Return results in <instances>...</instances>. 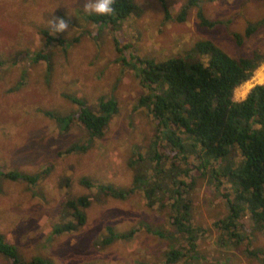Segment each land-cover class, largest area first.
I'll list each match as a JSON object with an SVG mask.
<instances>
[{
  "label": "rangeland",
  "instance_id": "374dc122",
  "mask_svg": "<svg viewBox=\"0 0 264 264\" xmlns=\"http://www.w3.org/2000/svg\"><path fill=\"white\" fill-rule=\"evenodd\" d=\"M163 1L175 16L187 0ZM87 2L0 0V234L20 258L39 256L52 264H162L172 249L185 253L175 264H264V231L247 210L234 234L220 222L229 213L223 193L232 192L231 184L225 178L218 183L194 154L185 160L157 138L149 108L139 104L148 88L136 60L181 55L197 40H210L234 58L264 53V24L245 34L264 18V0H196L184 21L165 19L161 0H134L137 9L116 26L90 21ZM198 7L214 26L200 25ZM53 17L67 20L68 30L51 34L47 24ZM44 30L61 41L46 44ZM39 52L46 57L36 60ZM263 83L264 62L235 89L234 99ZM66 94L84 98L93 110L99 96L118 101L101 137L91 139L77 122L62 129L47 114L76 112ZM13 169L39 180L2 175ZM136 177L149 194L154 191L149 206L145 188L129 192ZM99 185L128 193L107 195ZM80 196L91 197L81 207L85 221L53 234L63 220L77 221L63 205ZM186 199L187 224L196 231L191 248L174 220ZM110 227L115 236L131 230L134 235L105 242ZM0 264L11 263L0 253Z\"/></svg>",
  "mask_w": 264,
  "mask_h": 264
},
{
  "label": "trees",
  "instance_id": "16d2710c",
  "mask_svg": "<svg viewBox=\"0 0 264 264\" xmlns=\"http://www.w3.org/2000/svg\"><path fill=\"white\" fill-rule=\"evenodd\" d=\"M161 1L165 18H170L164 1ZM195 5L196 0H187L172 18L184 21L189 9ZM112 7L115 10L112 16H97L92 13L87 18L95 23L108 22L116 26L137 9L134 0H115ZM196 14L200 25L212 27L216 24L205 18L200 8ZM259 24H264V18L255 25H248L245 34L249 36ZM43 36L46 44L53 39L61 41L45 30ZM45 57L44 53L39 52L34 58L40 60ZM136 60L141 66L137 68L140 81L148 88V93L140 97L139 104L149 108L155 120L157 138L165 139V148L182 154L185 160L189 154H194L201 167H210L211 175L218 183L225 178L231 184L232 192L223 193L229 210L225 219L220 221L223 228L228 234H234L231 229L236 226L243 211L247 210L254 225L264 231V83L253 85L243 99H234L235 89L247 82L264 62V53L254 51L251 56L234 58L210 40H197L181 55H173L160 61L138 57ZM66 98L76 104L75 113L48 111L47 114L62 129H67L73 122L79 123L88 130L91 139L103 135L111 118L118 111V103L112 97L100 96L96 103L97 110H93L82 97L66 94ZM168 145L170 149L167 148ZM158 146H161L160 142ZM74 150L75 147L68 149L70 152ZM154 157L159 161V154ZM2 175L9 180L21 177L33 183L39 178L18 170L2 171ZM81 182L91 187L89 180L83 179ZM134 182L135 185L129 192L139 186L145 188V191L142 190L151 204V193L154 191L151 190L150 195L146 186L137 183L138 177ZM98 189L107 195L118 197L128 193L104 185H99ZM230 194H233L232 197ZM181 197L184 199L182 194ZM90 203V196L68 198L64 202V210L75 216L77 221L63 220L54 226L53 234L70 231L82 224L85 213L81 207L86 208ZM189 206L187 199L182 201V209L178 207V215L174 220L178 229L187 234L191 248L196 231L187 224ZM108 231L112 237L105 238V242L115 238L129 239L134 235V230L116 236L111 227ZM0 253L8 257L11 264H52L39 256L29 260L20 258L16 248L2 234ZM184 255V252L172 249L162 264H173Z\"/></svg>",
  "mask_w": 264,
  "mask_h": 264
},
{
  "label": "clouds",
  "instance_id": "9594fccd",
  "mask_svg": "<svg viewBox=\"0 0 264 264\" xmlns=\"http://www.w3.org/2000/svg\"><path fill=\"white\" fill-rule=\"evenodd\" d=\"M114 3L115 0H89L84 5V11L89 14L94 13L97 16H112L115 14L112 7ZM47 27L51 34H58L68 30L69 24L63 17H53L48 20Z\"/></svg>",
  "mask_w": 264,
  "mask_h": 264
},
{
  "label": "crops",
  "instance_id": "0c3cea01",
  "mask_svg": "<svg viewBox=\"0 0 264 264\" xmlns=\"http://www.w3.org/2000/svg\"><path fill=\"white\" fill-rule=\"evenodd\" d=\"M195 6H197V4H196ZM180 8H181V7H180ZM198 8H199V7H198ZM179 10H180V9H179ZM179 10H178V11H179ZM168 11H169V10H168ZM169 13H170V12H169ZM196 13H197V12H196ZM171 16H173V15L170 14V17H171ZM165 19H170V18H165ZM151 58H152V57H151ZM146 59H150V58H146ZM103 96H104V95H103ZM99 97H100V96H99ZM99 97H98V98H99ZM107 97H112V96H107ZM98 98H97V99H98ZM112 98H113V97H112ZM115 100H116V99H115ZM116 101H117V100H116ZM117 103H118V101H117ZM13 170H15V169H13ZM22 172L26 173L25 171H22ZM38 180H39V178L36 180L35 183H37ZM14 181H15V180H14ZM35 183H33V184H35ZM146 204H147L148 206L150 205L149 202H148V199L146 200ZM66 232H69V231H66ZM176 262H178V261H176ZM176 262H175V263H176ZM175 263H173V264H175Z\"/></svg>",
  "mask_w": 264,
  "mask_h": 264
},
{
  "label": "bare ground",
  "instance_id": "6f19581e",
  "mask_svg": "<svg viewBox=\"0 0 264 264\" xmlns=\"http://www.w3.org/2000/svg\"><path fill=\"white\" fill-rule=\"evenodd\" d=\"M257 72H259V71H257ZM260 75H261V73H260ZM263 75V74H262ZM257 76V75H256ZM262 77V76H261ZM257 79V78H256ZM259 79V78H258ZM260 80V79H259ZM247 86V85H246ZM247 88V87H246Z\"/></svg>",
  "mask_w": 264,
  "mask_h": 264
}]
</instances>
